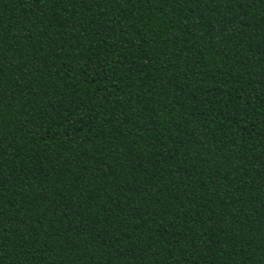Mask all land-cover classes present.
<instances>
[{
  "label": "trees",
  "instance_id": "trees-1",
  "mask_svg": "<svg viewBox=\"0 0 264 264\" xmlns=\"http://www.w3.org/2000/svg\"><path fill=\"white\" fill-rule=\"evenodd\" d=\"M0 264H264V0H0Z\"/></svg>",
  "mask_w": 264,
  "mask_h": 264
}]
</instances>
